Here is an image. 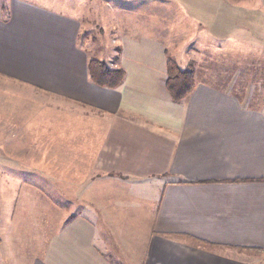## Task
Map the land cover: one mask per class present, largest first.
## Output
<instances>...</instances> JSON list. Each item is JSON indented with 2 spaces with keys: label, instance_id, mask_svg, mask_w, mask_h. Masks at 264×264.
Segmentation results:
<instances>
[{
  "label": "crops",
  "instance_id": "crops-1",
  "mask_svg": "<svg viewBox=\"0 0 264 264\" xmlns=\"http://www.w3.org/2000/svg\"><path fill=\"white\" fill-rule=\"evenodd\" d=\"M84 1L0 0V178L19 195L0 202V264H264V75L197 72L182 103L166 86L168 55L226 39L223 7L169 35L154 10L140 32L108 11L115 39L95 40ZM92 59L122 86L95 85Z\"/></svg>",
  "mask_w": 264,
  "mask_h": 264
},
{
  "label": "rangeland",
  "instance_id": "rangeland-1",
  "mask_svg": "<svg viewBox=\"0 0 264 264\" xmlns=\"http://www.w3.org/2000/svg\"><path fill=\"white\" fill-rule=\"evenodd\" d=\"M31 2L45 5L47 7H55L64 5L67 9H71L67 4L70 0H61L59 3L54 0H30ZM77 1L81 0H75ZM87 0L84 1L88 8L91 10L90 17L87 16L89 21V27L83 33V36L87 39L88 36L97 40L100 38L105 39L107 36L109 38L115 39V37L108 33L104 28H101L100 23H102L103 17H107V12L111 11L112 16L106 18L108 21L113 22V27L123 26L124 30H138L142 24H137L138 22L143 23V21L148 25V19L152 15L154 10V15L158 14V18L154 20V23L150 26H157L155 24L158 21L159 30L165 32L166 35L172 33L173 29L178 26L179 28L190 29L199 26L196 20L198 19V12L205 10L203 9L205 3L202 4V0H163L158 3L152 4V2H147L146 0ZM211 7H215L217 3L223 7L222 18L224 19L223 33L226 34V39L223 41H212L211 38L208 40L202 39V42L206 44V56L203 58L194 53H189V57L182 61V65L176 60L177 64L182 68L186 69L189 65H193L195 69V79L197 72H207L210 74H223L231 76L237 73H247L255 74L257 76L256 80H260L264 75V0H208ZM83 2V0H82ZM82 2H78L81 4ZM89 2V4H88ZM159 5V6H158ZM206 17L202 18L200 25L206 24L208 27L211 25L214 19V14L207 7ZM70 12V10H69ZM68 12V13H69ZM104 12V13H103ZM136 13L137 21L131 22V16H135ZM138 13V14H137ZM193 21H191V18ZM101 20V21H99ZM189 20V22H188ZM129 21V22H128ZM203 21V23H202ZM137 22V23H136ZM235 22L240 26V30L235 29ZM193 23V24H191ZM202 23V24H201ZM234 26V28H233ZM249 28V29H247ZM188 34L190 35V32ZM240 36H236V35ZM199 48V46H196ZM197 49V53L199 50ZM167 57V58H168ZM98 60V59H97ZM100 61V60H99ZM107 64V63H106ZM108 65V64H107ZM111 69H116L113 64H109ZM258 84V83H256ZM33 115L31 111V116ZM36 125H40L37 121ZM3 133L4 138L9 131H0ZM5 134V135H4ZM13 174L21 178L23 172L15 171ZM7 179L0 178V202L10 203L15 201L16 197L19 195L11 194L7 189L3 188V183ZM15 180V179H14ZM13 180V183H14ZM18 180V179H17ZM13 189V188H12ZM6 197V198H5ZM11 200H10V199ZM5 199V200H3ZM19 198H17V201ZM4 203V204H5ZM133 214V211H131ZM4 221L8 220V217H2ZM5 224V222H4ZM7 234L10 232V227L6 225ZM151 228V226H150ZM116 236H122L120 232ZM113 245V244H112ZM110 253L112 254V247L109 244ZM114 252V251H113ZM135 259H129L130 264L135 263Z\"/></svg>",
  "mask_w": 264,
  "mask_h": 264
},
{
  "label": "trees",
  "instance_id": "trees-1",
  "mask_svg": "<svg viewBox=\"0 0 264 264\" xmlns=\"http://www.w3.org/2000/svg\"><path fill=\"white\" fill-rule=\"evenodd\" d=\"M91 81L99 87L117 88L122 86L126 71L124 69H111L106 63L92 59L88 65ZM166 86L171 98L176 103L186 100L196 87L195 69L191 64L182 69L172 57L167 58Z\"/></svg>",
  "mask_w": 264,
  "mask_h": 264
}]
</instances>
